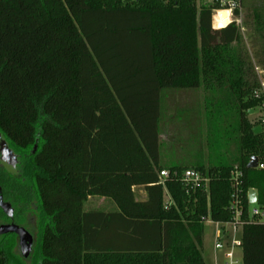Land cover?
Listing matches in <instances>:
<instances>
[{
	"label": "trees",
	"instance_id": "1",
	"mask_svg": "<svg viewBox=\"0 0 264 264\" xmlns=\"http://www.w3.org/2000/svg\"><path fill=\"white\" fill-rule=\"evenodd\" d=\"M253 18L264 39V12ZM240 42L233 24L213 29L195 0H0V134L20 166L0 184L14 203L37 202L34 264H205L203 222L230 219L233 166L242 188L264 196V170L247 168L264 140L244 117L256 77ZM202 85L227 89L225 105L241 112L240 159L190 166L209 174L207 192L163 187L160 91ZM214 105L206 101L208 116ZM137 185L145 201L135 200ZM91 196L116 210H84ZM240 248L242 264H264V224L244 225Z\"/></svg>",
	"mask_w": 264,
	"mask_h": 264
},
{
	"label": "rangeland",
	"instance_id": "2",
	"mask_svg": "<svg viewBox=\"0 0 264 264\" xmlns=\"http://www.w3.org/2000/svg\"><path fill=\"white\" fill-rule=\"evenodd\" d=\"M264 12V0H241V16L243 32H241L240 48L243 60L253 78L255 65L264 66L263 46L264 39L255 31L254 13ZM212 101L219 107L218 112H211L208 116L205 108L206 101ZM230 92L217 88L215 91L207 90L202 86L191 89L164 88L160 91V119H159V165L166 167L170 164L181 166L231 164L240 157V124L241 112L231 106ZM221 103V104H220ZM233 103V102H232ZM220 104V105H219ZM211 108V107H210ZM257 114L244 113V117L253 122ZM211 139V147L208 140ZM36 149V144L34 145ZM0 153L13 154L15 162L14 177H19L20 166L17 152L7 139L0 134ZM240 159V158H239ZM18 161V162H17ZM240 161V160H239ZM17 162V164H15ZM98 198V197H95ZM109 202L114 204L110 199ZM15 203L17 224L22 226L35 242L37 235V202L31 199L25 203ZM257 206V205H252ZM84 210H107V206L96 205L95 201H86ZM208 217L203 222L202 254L205 264H225L224 251L215 250V228L210 224ZM7 222L0 213V224ZM240 237V232L236 235ZM0 247L5 253V264H34V255L30 251L22 257L19 241L14 235L4 236L0 239ZM235 259L241 261V248L234 250Z\"/></svg>",
	"mask_w": 264,
	"mask_h": 264
},
{
	"label": "built area",
	"instance_id": "3",
	"mask_svg": "<svg viewBox=\"0 0 264 264\" xmlns=\"http://www.w3.org/2000/svg\"><path fill=\"white\" fill-rule=\"evenodd\" d=\"M118 1L122 3H136L141 0ZM159 1L169 3L175 0ZM195 5L197 13L204 9L211 12L213 29H221L233 24L240 33L243 32L241 0H195ZM222 12H225L227 17V23L225 25H222L218 18V15ZM254 68L256 83L252 89L251 98L254 100L255 106L251 109L253 110L252 114L255 113L257 115L255 121H253L255 123L253 127H260L259 134L264 140V66L255 65ZM253 156L257 157V164L256 167L250 169L264 170V148L258 155ZM157 177V184L165 187L167 181L176 180L181 183L186 192L197 188L207 192L210 181V176L207 172H202L195 167H185L181 171L161 168L158 171ZM243 178V170L238 165H234L230 170V181L233 189L226 206L230 214V219L221 222L211 219L209 221L215 228V250L224 251L223 257L226 260L225 264H239L238 260L235 259L234 250L236 247H240L243 226L246 224H264V196H261L259 191L254 187L242 188ZM250 190H254L253 201L249 197ZM170 204L171 200L167 199L165 206L168 207ZM254 204L257 206L251 207ZM239 232L240 237L237 238L236 235Z\"/></svg>",
	"mask_w": 264,
	"mask_h": 264
},
{
	"label": "water",
	"instance_id": "4",
	"mask_svg": "<svg viewBox=\"0 0 264 264\" xmlns=\"http://www.w3.org/2000/svg\"><path fill=\"white\" fill-rule=\"evenodd\" d=\"M253 112L252 109L248 110V113L251 114ZM252 132L254 134H258L260 132V127L256 126L252 128ZM257 164V157L252 156L250 158V161L247 163V168H254L256 167ZM1 192V188H0ZM249 197L253 201L254 200V190L249 191ZM0 208L2 211L8 216L12 217V207L10 204L3 202L2 201V196L0 194ZM7 232H15L16 234L19 235L20 242H19V247L21 250L22 256L26 257L31 250V245H32V237L31 235L22 227H19L17 225H9V226H0V235L7 233Z\"/></svg>",
	"mask_w": 264,
	"mask_h": 264
},
{
	"label": "flooded vegetation",
	"instance_id": "5",
	"mask_svg": "<svg viewBox=\"0 0 264 264\" xmlns=\"http://www.w3.org/2000/svg\"><path fill=\"white\" fill-rule=\"evenodd\" d=\"M16 157V156H15ZM14 155L13 154H8L7 155H2L0 153V175L5 173V174H10L12 177H14L15 175V171H14V167L13 164L11 163V161H13V163L16 161ZM17 159L19 161V158L17 156ZM17 161V162H18ZM17 162L15 164H17ZM0 188H1V196H2V201L3 202H6L8 204H10V206L12 207V217H8L3 211L2 209L0 208V213L4 216V218L6 219L7 222L3 223V224H0V226H9V225H17L19 227H22L20 226L19 224H17V218H16V212H15V201L13 199V197L11 196V192L10 193H6V190L4 188V186L2 184H0ZM8 235H14L15 237H17L18 241L20 242V238H19V235L16 234L15 232H7V233H4V234H1L0 235V239L4 236H8ZM32 237V236H31ZM1 241V240H0ZM33 243V241H32Z\"/></svg>",
	"mask_w": 264,
	"mask_h": 264
},
{
	"label": "crops",
	"instance_id": "6",
	"mask_svg": "<svg viewBox=\"0 0 264 264\" xmlns=\"http://www.w3.org/2000/svg\"><path fill=\"white\" fill-rule=\"evenodd\" d=\"M172 165H177V164H170L169 166H166V167L161 166V167L162 168H169ZM132 191L134 193L135 200H137V201H145L147 199V193H146V190H145V186L144 185L134 186L132 188ZM95 197H98V196H91V197H89L87 199V201L94 200L95 203H96V205H103V206L105 205V206H107L108 209L107 210H103V211H114V210H116L115 204H111L109 202V199L108 198H105V197L95 198ZM216 261H217V258L215 256V258H214V264H217Z\"/></svg>",
	"mask_w": 264,
	"mask_h": 264
},
{
	"label": "bare ground",
	"instance_id": "7",
	"mask_svg": "<svg viewBox=\"0 0 264 264\" xmlns=\"http://www.w3.org/2000/svg\"><path fill=\"white\" fill-rule=\"evenodd\" d=\"M218 18H219V22L222 24V25H225L227 23V17H226V13L225 12H222L218 15Z\"/></svg>",
	"mask_w": 264,
	"mask_h": 264
}]
</instances>
